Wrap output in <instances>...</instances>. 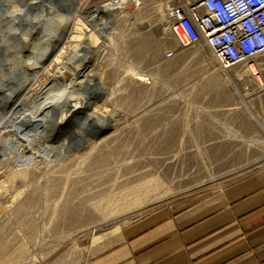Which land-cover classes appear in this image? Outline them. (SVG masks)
<instances>
[{
  "label": "rangeland",
  "instance_id": "1",
  "mask_svg": "<svg viewBox=\"0 0 264 264\" xmlns=\"http://www.w3.org/2000/svg\"><path fill=\"white\" fill-rule=\"evenodd\" d=\"M106 1H81L75 21L82 35L92 23L88 9ZM172 1L125 0L95 44L83 70L95 63L99 94L89 108L113 127L90 139L85 126L81 144L66 132L58 141L65 148L55 143L47 155L15 140L4 157L0 142V264L87 262L145 211L189 205L264 172V54L256 59L259 82L243 66L219 68L204 45H176L165 17ZM77 34L73 29L64 54L83 53ZM50 80L40 76L31 102Z\"/></svg>",
  "mask_w": 264,
  "mask_h": 264
},
{
  "label": "bare ground",
  "instance_id": "2",
  "mask_svg": "<svg viewBox=\"0 0 264 264\" xmlns=\"http://www.w3.org/2000/svg\"><path fill=\"white\" fill-rule=\"evenodd\" d=\"M81 1L0 0V128H3L0 133L7 128L13 133L5 139L0 136L3 156L10 153V145L15 140L34 143L40 152L47 155L52 152L55 143L61 146L59 150L65 148L64 143L58 141L63 135L65 137L66 132L79 136L78 143L81 144L84 139L79 132L85 126L91 127L86 133L90 139H98L97 134L114 126L89 108L90 102L99 94L93 85L95 73L92 68L95 63L89 73L83 70L93 60L98 38L105 36L116 22L113 9L123 7L125 0H110L90 7L86 15L92 23L89 21V27L85 26V31L89 32L87 35L81 34L84 27L80 22V28L77 25L79 21H75ZM57 4L66 8L67 13L59 15ZM58 15L60 21L56 19ZM73 29L78 32L73 37L85 39L79 46L83 48L82 54H64L63 49L71 40L68 38ZM57 61H61V66L54 71L53 63ZM243 72L247 73L244 68ZM66 73H69L67 79ZM42 74L51 80L31 102L33 87ZM87 109L91 115L85 112ZM93 230L96 227L91 229L92 233Z\"/></svg>",
  "mask_w": 264,
  "mask_h": 264
},
{
  "label": "crops",
  "instance_id": "3",
  "mask_svg": "<svg viewBox=\"0 0 264 264\" xmlns=\"http://www.w3.org/2000/svg\"><path fill=\"white\" fill-rule=\"evenodd\" d=\"M87 264H264V172L189 205L145 211Z\"/></svg>",
  "mask_w": 264,
  "mask_h": 264
},
{
  "label": "built area",
  "instance_id": "4",
  "mask_svg": "<svg viewBox=\"0 0 264 264\" xmlns=\"http://www.w3.org/2000/svg\"><path fill=\"white\" fill-rule=\"evenodd\" d=\"M165 11L176 45H204L219 68L243 66L259 80L256 59L264 54V0H175ZM249 84L241 88L243 93Z\"/></svg>",
  "mask_w": 264,
  "mask_h": 264
}]
</instances>
